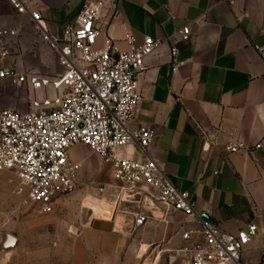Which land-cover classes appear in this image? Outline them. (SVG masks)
Instances as JSON below:
<instances>
[{
  "label": "crops",
  "instance_id": "obj_1",
  "mask_svg": "<svg viewBox=\"0 0 264 264\" xmlns=\"http://www.w3.org/2000/svg\"><path fill=\"white\" fill-rule=\"evenodd\" d=\"M83 0H26L28 11L37 12L54 39L78 15ZM104 0V29L96 48L112 43L127 50L125 35L139 45L144 37L161 42L145 59L146 70L138 78L141 102L126 127L146 128L155 136L148 148L172 184L188 195L196 211L210 215L221 233L233 234L254 224L264 227V149L254 146L264 138V0ZM188 28V40L178 31ZM14 30L15 37L0 40L9 56L3 65H14L18 74L57 71L56 55L42 42L27 15L16 14L7 0H0V31ZM175 45L179 64L171 73L170 49ZM61 72V69H60ZM50 77V76H49ZM0 111L28 110L29 94L8 80H0ZM33 95V94H32ZM241 146L229 153L227 146ZM87 154L107 166L108 179L101 193L88 190L80 198L101 201L108 214L86 209L73 214L76 198L67 196L52 213L68 214L76 237L69 264H187L174 252L181 235L198 231V222L180 214L163 215L154 194L146 188L134 200L112 177L109 165L93 159L82 146H74L69 158ZM122 157L140 160L135 146L120 151ZM93 172L91 168H88ZM5 182L13 176L3 174ZM148 220L133 226L136 212ZM72 213V214H71ZM192 243L200 236L191 237ZM264 234L260 233L241 253V264H260Z\"/></svg>",
  "mask_w": 264,
  "mask_h": 264
},
{
  "label": "built area",
  "instance_id": "obj_2",
  "mask_svg": "<svg viewBox=\"0 0 264 264\" xmlns=\"http://www.w3.org/2000/svg\"><path fill=\"white\" fill-rule=\"evenodd\" d=\"M103 1L83 0L75 20L64 28L59 39H54L42 17L26 9V0H7L16 14L28 16L42 42L55 53L61 72L50 77L20 75L14 65H3L9 53L0 44V80H8L33 95L43 92L41 99L29 100L26 112L0 111V174L13 176L15 193L24 204L50 214L56 203L75 192L79 183L82 165L70 160V149L85 147L110 166L113 179L122 186L119 192L124 191L134 200V194L146 188L154 194L164 216L175 213L198 222V231L181 235L182 244L174 252L175 257L187 264H241L242 251L258 234H264V227L251 224L233 234L219 232L210 215L196 211L188 195L178 191L148 156L154 132L127 129L126 124L134 118L141 102L138 78L146 70L145 59L160 48L161 42L144 37L135 45L134 38L126 34L127 50H119L110 42L96 48L106 17ZM15 35L14 30H1L0 40ZM189 35L188 28L177 33L181 41L188 40ZM176 55L172 45V74L179 67ZM48 89L53 92L51 97L47 96ZM2 95L0 86V99ZM129 146L136 147L140 160L120 155ZM254 148L264 149V138ZM241 149L229 145L226 151ZM147 220L143 212H136L133 226L141 227ZM195 235L200 236V241L192 243ZM260 264H264V256Z\"/></svg>",
  "mask_w": 264,
  "mask_h": 264
},
{
  "label": "rangeland",
  "instance_id": "obj_3",
  "mask_svg": "<svg viewBox=\"0 0 264 264\" xmlns=\"http://www.w3.org/2000/svg\"><path fill=\"white\" fill-rule=\"evenodd\" d=\"M52 69L57 71L43 75L56 76L60 73L59 68ZM19 93L18 89L14 96L18 97ZM52 95V90L48 89L47 96ZM33 97L41 99L43 92L28 96L29 100ZM16 111L23 112L19 108ZM85 150L101 162L98 156L87 148ZM78 158L85 163V167L79 173L75 192L70 195L76 198L73 209L76 216L81 211L86 212L81 206V196L88 190L102 188L100 183L109 178L107 166L93 162L87 154L78 153ZM91 167L94 173L89 171ZM2 176L0 174V264H69L76 231L68 214H44L34 205L24 204L22 197L15 193L16 184L11 179L5 182ZM8 237L13 239L11 247L6 246Z\"/></svg>",
  "mask_w": 264,
  "mask_h": 264
},
{
  "label": "bare ground",
  "instance_id": "obj_4",
  "mask_svg": "<svg viewBox=\"0 0 264 264\" xmlns=\"http://www.w3.org/2000/svg\"><path fill=\"white\" fill-rule=\"evenodd\" d=\"M83 207L93 212V214L95 215L102 216L103 214H107V209L105 208L103 203L101 201H96V199L94 200V198L91 199L87 197L86 200L83 202Z\"/></svg>",
  "mask_w": 264,
  "mask_h": 264
},
{
  "label": "water",
  "instance_id": "obj_5",
  "mask_svg": "<svg viewBox=\"0 0 264 264\" xmlns=\"http://www.w3.org/2000/svg\"><path fill=\"white\" fill-rule=\"evenodd\" d=\"M12 244H13V239H12V238H10V237H8V238H7V240H6V246H9V247H11V246H12Z\"/></svg>",
  "mask_w": 264,
  "mask_h": 264
}]
</instances>
